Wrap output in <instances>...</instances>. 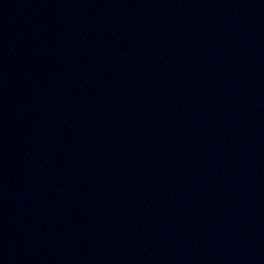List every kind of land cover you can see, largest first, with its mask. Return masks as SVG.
Instances as JSON below:
<instances>
[{
  "label": "water",
  "instance_id": "95a60500",
  "mask_svg": "<svg viewBox=\"0 0 264 264\" xmlns=\"http://www.w3.org/2000/svg\"><path fill=\"white\" fill-rule=\"evenodd\" d=\"M0 264H264V0H0Z\"/></svg>",
  "mask_w": 264,
  "mask_h": 264
}]
</instances>
